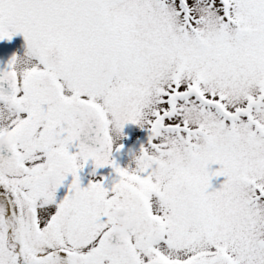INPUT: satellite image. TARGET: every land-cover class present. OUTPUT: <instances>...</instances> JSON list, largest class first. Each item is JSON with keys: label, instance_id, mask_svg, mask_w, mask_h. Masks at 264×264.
<instances>
[{"label": "snow or ice", "instance_id": "obj_1", "mask_svg": "<svg viewBox=\"0 0 264 264\" xmlns=\"http://www.w3.org/2000/svg\"><path fill=\"white\" fill-rule=\"evenodd\" d=\"M4 58L0 264H264V0H0Z\"/></svg>", "mask_w": 264, "mask_h": 264}, {"label": "rangeland", "instance_id": "obj_2", "mask_svg": "<svg viewBox=\"0 0 264 264\" xmlns=\"http://www.w3.org/2000/svg\"><path fill=\"white\" fill-rule=\"evenodd\" d=\"M17 39L22 40V37L17 38ZM0 63L4 64L6 66L7 58H4L3 60H0ZM124 135L126 137H131L130 140H125L124 143H125V146H128V145L133 143L131 146H129V148H131L130 153H133V152H139L140 147L142 145H146L147 144L146 141L141 143L140 139L142 137H145L146 135L148 136L149 134H148L147 131H141L135 125H128L125 128ZM130 153L128 155H126V157L124 156L125 159L123 161L124 163L121 165L122 167H127L129 165V163H130V161L132 159ZM113 158H114V156H113ZM84 170H85V174L87 175V177H89L90 180H93L94 177L91 174L95 170L94 169V164L92 162H90L89 165ZM97 175L98 176L102 175V176L109 177L110 180L113 179V177H112L113 174H112V171L110 170V168L97 170ZM222 180H223V178H220L219 182H222ZM219 182L214 180L213 181V187L214 188L219 187ZM61 191L63 192L64 190L62 189Z\"/></svg>", "mask_w": 264, "mask_h": 264}, {"label": "flooded vegetation", "instance_id": "obj_3", "mask_svg": "<svg viewBox=\"0 0 264 264\" xmlns=\"http://www.w3.org/2000/svg\"><path fill=\"white\" fill-rule=\"evenodd\" d=\"M0 65H3V66H5L4 64H2V63H0ZM143 139H145L146 141L148 140V138H145V137H142L141 139H140V142L143 140ZM124 149H129V147L128 146H125V148ZM118 154H119V152H116L115 153V155H114V159H116L117 160V162L120 164V166L124 163L123 161H124V159H122L120 156H118ZM116 156V157H115ZM110 170L112 171V177H113V179H117V177L115 176V173H114V171L110 168ZM81 182H82V186H84V187H86L87 185H88V183H89V177H87V175L85 174V170H83L82 172H81ZM111 177V178H112ZM69 180H71V177L69 178Z\"/></svg>", "mask_w": 264, "mask_h": 264}, {"label": "clouds", "instance_id": "obj_4", "mask_svg": "<svg viewBox=\"0 0 264 264\" xmlns=\"http://www.w3.org/2000/svg\"><path fill=\"white\" fill-rule=\"evenodd\" d=\"M0 143H2V141H0ZM118 215L122 218V221H123V218L126 216L125 213L121 212V213H118ZM132 226L129 225V224H125V223H121L119 226H118V230H121V231H124V230H127V229H130Z\"/></svg>", "mask_w": 264, "mask_h": 264}, {"label": "water", "instance_id": "obj_5", "mask_svg": "<svg viewBox=\"0 0 264 264\" xmlns=\"http://www.w3.org/2000/svg\"><path fill=\"white\" fill-rule=\"evenodd\" d=\"M1 68V67H0Z\"/></svg>", "mask_w": 264, "mask_h": 264}]
</instances>
